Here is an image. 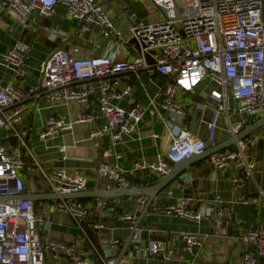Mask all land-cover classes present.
<instances>
[{"label": "built area", "instance_id": "1", "mask_svg": "<svg viewBox=\"0 0 264 264\" xmlns=\"http://www.w3.org/2000/svg\"><path fill=\"white\" fill-rule=\"evenodd\" d=\"M148 2L155 14L161 13L160 18L157 16L148 22L127 10L125 31L108 16L103 0H0V12L14 13L23 27L34 11L43 18H51L62 5L67 17L79 23L80 30L89 32L98 27L108 42L101 56L95 55L102 49L100 44L94 46L90 57L78 58L63 48L54 50L40 64L38 87L24 90L16 82L0 87V130L12 131L19 140L18 146L9 150L0 143V198L38 195L37 176L42 177L50 193L58 196L88 190L89 178L84 174L45 171L26 143L27 132L16 130L31 99L43 98L53 105L69 102L89 105L98 93L97 108L105 119L103 124L96 123V113L87 111L72 121L63 115H51L38 132V138L44 142L72 132L76 125L91 124L94 126L89 140L99 148L106 139L116 145L123 141L124 135L134 134L146 116L163 125L164 135L170 138L171 144L161 151L155 162L137 161L130 170L107 163L98 167V179L111 181L116 189L133 188L130 176L136 170L148 169L159 176H168L174 164L203 155L208 149V144L189 129H173L178 118H185L191 109L181 103L179 94H193L206 81L215 85L209 96L202 95L196 103L214 111L208 125L210 140L220 115L228 131L236 137L244 131L249 119L264 113V0ZM193 12L198 16L193 17ZM57 37L56 32L51 33L53 41ZM29 49L27 43L20 42L8 48L0 58L16 79L29 74L26 66ZM124 52L130 54L127 59L120 58ZM143 75L157 86L154 95L150 94L148 85L142 83ZM125 76H135L141 83L148 99L146 105L135 103L128 109L118 105L132 91L129 84L117 87ZM157 76L164 81L156 84ZM153 137L157 139L160 135ZM245 148L246 144L239 141L235 149L209 156V163L217 172L231 167L243 170V174L231 176L237 187L248 178L254 179L256 162L248 159ZM60 150L65 152L66 149L61 146ZM177 186L182 187L183 182H178ZM147 201L146 197L139 196L136 211L120 213L118 220L130 222L133 230ZM109 202L96 200L92 208L72 199H59L54 203L15 199L0 204V264H115L123 243L116 238L95 242L85 227L90 212L109 207ZM190 203L191 199L184 197L169 204L164 212L197 223L213 218L214 208L202 206L193 210ZM53 213L71 217L82 241L69 244L50 238ZM221 217L217 221L218 236L227 234ZM104 229L103 224L92 225L96 233ZM138 230L133 236L134 242H139ZM179 237L187 252L203 245V236L198 234L180 232ZM242 242L252 246V250H245L243 264H258V259L264 258V230L246 231ZM135 254L160 256V264L171 261V252L163 242L138 246Z\"/></svg>", "mask_w": 264, "mask_h": 264}, {"label": "crops", "instance_id": "2", "mask_svg": "<svg viewBox=\"0 0 264 264\" xmlns=\"http://www.w3.org/2000/svg\"><path fill=\"white\" fill-rule=\"evenodd\" d=\"M109 1L111 0L105 2ZM124 1L125 5L121 8H105L115 25L121 23V27L124 26L121 29L127 30V10L136 14L139 19L153 21L147 19V12L144 9L141 10L138 0ZM147 5L150 6V4ZM154 18L156 19V17ZM52 32H56L58 35L54 41L51 39ZM99 36L102 37V40L97 42L95 38ZM20 42L27 43L30 48L29 58L26 62L29 74L25 78L16 79L12 71L0 60V87H4L10 82H16V85L24 90L38 87L41 80L40 64L54 50L63 48L75 57H90L93 55L94 46L100 44L102 49L95 55L101 56L105 53L108 43L98 27H93L89 32L80 30L79 23L67 17L66 8L62 5L56 8V12L51 18H43L38 11H34L29 16L26 27L20 25L14 13L0 12V58L8 48ZM129 56V53L124 52L120 58L127 59ZM154 80L156 84L164 81L162 77L158 76ZM151 81L149 77L143 75L142 83L148 85L150 94L154 95L157 86ZM120 83L117 85L118 88H124L127 84L132 87L131 95L118 102L120 107L128 109L135 103L142 105L148 103L141 83L135 76L122 77ZM213 87H215L214 84L206 81L193 94H179L178 99L184 106L190 108L200 101L202 95L209 96ZM97 99L98 93L89 105L78 102L53 105L43 98L31 99L27 102V112L22 115L20 123L16 125L18 132H27L26 143L45 171L65 170L71 174H84L89 178L86 192L97 189H116L111 181L98 179L97 169L101 164L107 163L116 165L122 170H130L137 161L155 162L161 151L171 144L170 138L164 135L163 125L151 120L148 116L145 117L134 134L124 135L123 141L116 145H112L110 140L106 139L102 147L96 148L94 143L89 140L90 130L94 126L91 124L76 125L72 132L64 133L52 141L44 142L38 138V132L51 115H63L72 121L87 111L96 113L98 116L96 123L103 124L105 119L99 114ZM262 116L263 114L258 118L249 119L245 129L258 122ZM189 127L188 115L185 118H178L173 125L175 131L180 128L189 129ZM2 130L4 129L0 130V143L8 150L17 147L18 139L13 135L4 136L5 133ZM9 132L12 133L10 130ZM156 134L160 135V138H154L153 135ZM242 141L246 144L245 155L249 160L256 162L254 179L248 178L237 187L233 184L231 176L243 174V170L231 167L222 173L217 172L209 163V157L194 162L189 170L184 171L176 181L153 200L140 223L139 242H131L121 264H160V256L145 257L135 254L138 246H147L150 242L155 241L163 242L171 252L170 264H243L245 250H252V246L243 244V234L248 230L260 228L264 230V128L257 130ZM61 146L65 147V152L60 150ZM235 147L236 145L233 149ZM107 152L111 155L107 156ZM117 154L120 155L119 159L116 158ZM165 177L145 169L136 170L130 176V180L133 183V188H138L152 186ZM178 182H183V186L178 187ZM35 183L38 195L52 194L42 177L37 176ZM184 197L191 199L190 208L193 210H198L202 206L214 208L213 218L197 223L182 217L169 216L164 212L169 204ZM138 198V196L125 197L114 202L110 201L109 207L99 210L103 212L104 220L101 216L97 220L89 218V224L85 223V225L95 242H100L102 238L103 240L116 238L123 245L125 244L131 234L132 224L118 220L117 215L134 213ZM88 199L92 201L84 204L90 208L94 206L96 200H99ZM46 202L54 203V201H41V203ZM217 208H221L220 217L222 216V220L226 212H231L230 214L234 217L233 220H224L227 232L224 236L216 234V232H220V228L217 229V221L220 218L215 217ZM94 224H103L105 229L96 233L92 230ZM180 232L203 236V245L197 249L195 254L193 251L184 250L185 244L179 237ZM49 237L69 244L82 241V235L77 230L73 219L57 213L52 214ZM258 264H264V258L258 259Z\"/></svg>", "mask_w": 264, "mask_h": 264}, {"label": "water", "instance_id": "3", "mask_svg": "<svg viewBox=\"0 0 264 264\" xmlns=\"http://www.w3.org/2000/svg\"><path fill=\"white\" fill-rule=\"evenodd\" d=\"M211 100H209L210 102ZM214 115V111L210 108H203L197 104L191 106V109L188 112V121L190 122L189 130L190 132L197 136L199 139L203 140L208 144L210 147L206 150L203 155L200 156H191L188 159H185L179 163L174 164L172 172L166 176L160 182L149 186V187H138V188H130V189H111V190H94L88 192H82L78 194H71V195H61L58 196L56 194H44V195H21L12 198H0V204L6 203L12 200H31L32 202H41V201H57L59 199L65 200H79V199H104L111 202H114L118 199L125 198V197H139L144 196L148 199L147 205L144 209V212L140 216L139 220L134 225L133 230L125 244L123 245L115 264H121L124 257L127 254V251L130 248L132 239L136 230L139 228L142 219L147 214L150 205L152 204L153 200L164 190L166 189L171 183L176 181L184 171L189 170L191 164L196 161L206 159L210 155L215 152L221 150H233L234 145L237 142L244 140V138L248 137L249 135L253 134L257 130L264 128V113L263 116L260 118L258 122L253 124L251 127L245 129L240 135L234 137L228 131V125L226 124L223 115H220L219 122L217 123V127L213 134V139H209V129L208 125L212 120ZM228 144H223L227 143ZM231 210V209H230ZM231 212H226L223 220L228 221L230 219L233 220V216L230 214ZM221 214V208L216 209V218H219ZM197 249H194L193 253L195 254Z\"/></svg>", "mask_w": 264, "mask_h": 264}, {"label": "rangeland", "instance_id": "4", "mask_svg": "<svg viewBox=\"0 0 264 264\" xmlns=\"http://www.w3.org/2000/svg\"><path fill=\"white\" fill-rule=\"evenodd\" d=\"M106 0L103 1V6L107 9V8H121V6L125 5V1L124 0H111L109 2H105ZM146 3V4H145ZM147 4H150L148 2V0H138V5L139 7L142 9H144L147 12V19L148 20H153L154 21V17H159L160 18V12H157V14H155V9L152 6H149ZM193 17H197L198 13L197 12H193L192 13ZM146 19V20H147ZM118 28H124V26L121 27V23L117 24ZM95 40L97 42H100L102 40V37L99 36L98 38H95ZM72 54V53H71ZM206 92V88L204 90ZM2 132H4V136H12L13 134L11 132H9V130L6 131V129L2 130ZM3 135V134H2ZM18 144H19V140H18ZM40 203L37 204V206H39Z\"/></svg>", "mask_w": 264, "mask_h": 264}, {"label": "trees", "instance_id": "5", "mask_svg": "<svg viewBox=\"0 0 264 264\" xmlns=\"http://www.w3.org/2000/svg\"><path fill=\"white\" fill-rule=\"evenodd\" d=\"M76 57H78V56H76ZM78 201L82 202V203H86V202H89V201H92V200L91 199H79ZM100 216H101V218L103 220L105 219V217L103 216V212L102 211H99V210L94 211L93 210V211L90 212V215H89V217L86 220V223L89 224V218H91L92 220H97L98 217H100ZM85 226H86V228H88L87 225H85ZM91 236H92V234H91Z\"/></svg>", "mask_w": 264, "mask_h": 264}]
</instances>
